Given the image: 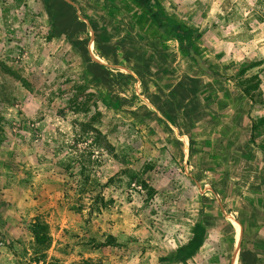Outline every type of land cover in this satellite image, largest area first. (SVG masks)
Here are the masks:
<instances>
[{
  "label": "rangeland",
  "instance_id": "374dc122",
  "mask_svg": "<svg viewBox=\"0 0 264 264\" xmlns=\"http://www.w3.org/2000/svg\"><path fill=\"white\" fill-rule=\"evenodd\" d=\"M159 1L232 80L139 0H0V264H264V0Z\"/></svg>",
  "mask_w": 264,
  "mask_h": 264
},
{
  "label": "trees",
  "instance_id": "16d2710c",
  "mask_svg": "<svg viewBox=\"0 0 264 264\" xmlns=\"http://www.w3.org/2000/svg\"><path fill=\"white\" fill-rule=\"evenodd\" d=\"M107 2L113 4L114 0H107ZM139 2L144 7L145 13L147 14L146 17L150 20L151 24L156 26L155 31L159 32V42L163 43V41L170 38L178 40L183 53L190 57L202 70L211 74L216 80L223 82L233 79L232 76L220 74L209 68L207 65L201 66L200 62L197 61L195 57V54L198 51L195 44L197 30L188 28L178 22L175 18H172L159 0H139ZM112 7L117 14L126 15V11L121 9L120 5ZM201 63H204L203 59H201ZM247 70L248 68H242L241 74L244 75ZM236 85L253 104L257 102L254 96V91L259 88V76L257 74L246 77L240 82H236ZM257 127V122H253L252 128L256 129ZM31 227L37 243L46 244L50 240L48 224L36 220Z\"/></svg>",
  "mask_w": 264,
  "mask_h": 264
},
{
  "label": "water",
  "instance_id": "95a60500",
  "mask_svg": "<svg viewBox=\"0 0 264 264\" xmlns=\"http://www.w3.org/2000/svg\"><path fill=\"white\" fill-rule=\"evenodd\" d=\"M195 57H196L197 61L200 62V65H201V66H204V64L201 63V58H200V56H198L197 54H195ZM207 68H208V67H207ZM208 69H209V68H208Z\"/></svg>",
  "mask_w": 264,
  "mask_h": 264
}]
</instances>
